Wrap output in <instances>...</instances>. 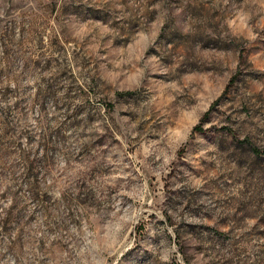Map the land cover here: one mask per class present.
Returning a JSON list of instances; mask_svg holds the SVG:
<instances>
[{"label":"rangeland","instance_id":"374dc122","mask_svg":"<svg viewBox=\"0 0 264 264\" xmlns=\"http://www.w3.org/2000/svg\"><path fill=\"white\" fill-rule=\"evenodd\" d=\"M0 264H264V0H0Z\"/></svg>","mask_w":264,"mask_h":264}]
</instances>
